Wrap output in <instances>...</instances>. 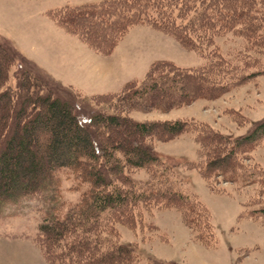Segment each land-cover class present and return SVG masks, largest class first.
<instances>
[{
    "label": "trees",
    "instance_id": "1",
    "mask_svg": "<svg viewBox=\"0 0 264 264\" xmlns=\"http://www.w3.org/2000/svg\"><path fill=\"white\" fill-rule=\"evenodd\" d=\"M48 16L104 56L132 28L149 25L206 62L195 68L154 63L143 80L121 92L93 96L106 109L84 124L0 40V212L41 193L55 203L60 173L68 171L81 196L68 209L55 203L46 212L38 242L49 264H143L137 247L121 241L120 228H156L148 222L155 210L180 213L198 243L213 245L209 208L183 189L156 146L190 135L198 146L190 167L211 191H224L220 183L248 187L264 173L253 155L264 142V122L233 138L204 121L139 120L132 113L212 101L264 75V0H103ZM227 35L243 41L234 54L225 55L217 43ZM141 172L147 179L135 180Z\"/></svg>",
    "mask_w": 264,
    "mask_h": 264
},
{
    "label": "rangeland",
    "instance_id": "2",
    "mask_svg": "<svg viewBox=\"0 0 264 264\" xmlns=\"http://www.w3.org/2000/svg\"><path fill=\"white\" fill-rule=\"evenodd\" d=\"M100 1L0 0V40L19 56L22 69L37 77L54 97L74 107L84 124L106 109L96 106L91 101L93 96L121 92L129 82L143 80L154 63L169 61L195 68L206 62L149 25L132 28L112 54L104 56L48 16L51 10ZM217 43L225 55L243 46L240 38L231 35L218 38ZM132 114L139 120L204 121L226 135L241 138L264 122V75L212 101L199 100L167 113ZM156 150L174 168L183 189L209 208L215 243H198L180 213L173 210H155L148 217L154 229L121 227V241L137 247L143 264L149 260L165 264H264V173L260 176L263 180L257 175L251 186L220 183L216 187L224 191H211L198 171L190 167L198 158L192 136L159 142ZM253 155L264 169V142ZM60 178L56 204L49 202L48 193H41L8 204L0 212V264H49L38 242L46 212L53 204L68 209L81 196L70 172L62 171ZM134 179L144 181L147 176L141 172Z\"/></svg>",
    "mask_w": 264,
    "mask_h": 264
}]
</instances>
